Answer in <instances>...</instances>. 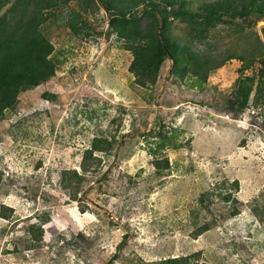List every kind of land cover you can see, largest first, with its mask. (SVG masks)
Here are the masks:
<instances>
[{"label": "rangeland", "instance_id": "1", "mask_svg": "<svg viewBox=\"0 0 264 264\" xmlns=\"http://www.w3.org/2000/svg\"><path fill=\"white\" fill-rule=\"evenodd\" d=\"M77 9L45 13L55 76L0 116V264H264V222L253 215L264 208V104L228 103L258 66L242 72L235 58L201 82L166 61L141 87L107 14L75 19V35L66 20ZM243 25L221 24L197 48L247 55L264 21ZM90 149L79 192L74 177L64 188L62 173L82 175ZM38 222L41 241L27 250L25 228Z\"/></svg>", "mask_w": 264, "mask_h": 264}, {"label": "trees", "instance_id": "2", "mask_svg": "<svg viewBox=\"0 0 264 264\" xmlns=\"http://www.w3.org/2000/svg\"><path fill=\"white\" fill-rule=\"evenodd\" d=\"M72 1L78 3L79 9L70 13L66 25L75 35L82 30L75 19L84 24L82 15L100 8L107 14L109 30L132 56L128 71L138 86L155 85L166 61L171 62V73L181 77L190 75L202 82L226 62L237 58L241 60L242 72L258 67L251 75L236 80L229 105L243 111L264 104V28H261L263 38L252 30L254 45L244 56L230 52L219 58L197 48L209 45L211 32L221 24L234 25L238 32L245 33L246 22L254 27L256 22L264 21V0H216L200 2L196 8L186 0H0V116L16 106L20 94L55 76L51 60L54 46L41 29L47 21L45 13ZM175 22L182 24L181 35L171 30ZM92 154L93 149L84 153L82 175L62 173L64 188L71 186L69 180L74 177L79 192L85 174L93 167ZM95 170L96 167L91 171ZM259 213L253 207V215L263 223L264 208ZM40 222L25 228L30 239L26 242L27 250L36 248V242L41 241ZM206 230L204 227L200 234ZM188 260L180 257L161 264H188Z\"/></svg>", "mask_w": 264, "mask_h": 264}]
</instances>
